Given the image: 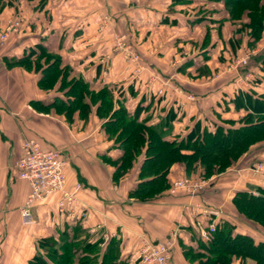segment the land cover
<instances>
[{
	"label": "crops",
	"instance_id": "obj_1",
	"mask_svg": "<svg viewBox=\"0 0 264 264\" xmlns=\"http://www.w3.org/2000/svg\"><path fill=\"white\" fill-rule=\"evenodd\" d=\"M45 4L43 14L47 17L41 21V13L34 14L28 38L11 44L15 46L12 51L0 49V264H27L38 252V237L56 234L58 227H64V221L74 219L80 220L95 236L108 232L110 237H104L103 247L115 241L120 258L134 261L143 237L159 241L177 231L172 263L191 264L182 246L195 245L193 240L199 237L196 220L205 223L207 216L199 211L195 213L194 203L188 202L202 200L213 205L222 204L221 218L236 226V232L263 239L264 228L240 215L229 193L224 198L228 184L233 181V175L228 176V172L217 176L219 184L211 183L198 195L183 190L175 194L165 192L147 203L131 196L130 192L137 186L136 168L124 173L118 181L113 179L115 166L109 159L119 157L120 149L106 136L102 122L93 114L89 117V126L81 129L78 110H75L76 123H73L78 125L70 126L61 113H57L55 105H50L57 99L66 109L71 101L67 88L43 89L38 85L39 74L18 65L9 67L6 61L18 59L28 50L43 45L60 54L64 64L71 66L69 78H83L92 88L103 84L120 86V91L114 93L115 105L123 98L133 109L141 100L158 114L171 107L180 112L179 97L187 92L181 95L176 88L186 86L183 76L193 75L196 83L187 91L194 98L180 106L184 112L183 121L186 124L189 119L192 123L204 116L214 118L215 112L225 109L227 101L236 94L245 95L252 87L262 91L264 82L254 86L253 80H249L239 85L235 80L237 75L232 78L234 73H225L215 83L203 81L213 69L222 71L229 55L224 41L204 48L205 53L199 49L195 52L204 37L209 15L198 21L193 18L198 11L202 14L213 8V0H47ZM104 17H108L110 24L100 30ZM40 23L44 26L42 29ZM36 29L39 30L37 34ZM231 29L227 27L228 32ZM120 35L125 36L124 46L130 44L132 52L140 53L142 60H133L132 53L116 43ZM185 51L178 70L170 68L172 57ZM249 71L255 72L254 78L257 73L254 65L240 69L242 76ZM228 104L223 117H238L243 112V108L239 110L231 102ZM177 120L176 130L182 126V120ZM26 137L37 138L45 147L62 149L67 159V186L72 187L78 181L82 190L74 214L70 211L67 216L60 214L59 195H52L38 203V223L21 233L19 207L29 192V183L18 177L15 163L22 155ZM179 176L184 177V167L175 165L171 178ZM243 178L238 181V189H247L248 179L253 180ZM235 264L241 263L236 261ZM246 264L255 262L247 259Z\"/></svg>",
	"mask_w": 264,
	"mask_h": 264
},
{
	"label": "trees",
	"instance_id": "obj_2",
	"mask_svg": "<svg viewBox=\"0 0 264 264\" xmlns=\"http://www.w3.org/2000/svg\"><path fill=\"white\" fill-rule=\"evenodd\" d=\"M213 2V8L202 14L198 11L193 18L198 21L209 15L204 37L195 52L224 41L230 59L233 54L264 41V0ZM227 27L232 29L228 32ZM222 54L225 55L224 52ZM6 61L8 65H22L28 69H31V63H35V68L42 70L38 84L43 89L55 85L67 88L66 93L71 98L67 106L64 104L68 117L71 118L78 110L79 119L87 121L94 114L102 122L104 133L114 141L113 146L118 145L120 149L119 157L109 159L115 166L113 179L118 181L124 173L136 168L137 186L130 195L142 202H150L165 192L171 194V174L175 165L184 167V177L202 179L221 175L235 166L239 168L256 161L264 162V159L260 160L264 156V89L259 91L252 87L245 95L238 93L227 101L225 109L215 113L214 118H197L183 129L176 130L178 111L174 107L166 109L156 119L155 112L141 100L133 109L123 98L117 100L116 106L114 93L120 91V86L103 84L92 88L83 78H69L71 66L64 64L60 54L43 45L28 50L18 59L14 57ZM250 65L257 69L253 78V85L257 86L264 82V51L252 58ZM230 102L239 110L243 108L238 117L222 116ZM50 105L63 108L57 99ZM181 115L184 116L183 110ZM246 186L247 189L231 191L230 201L240 215L264 228V197L255 196L248 190L257 188L264 193V182L248 179ZM201 202L212 205L204 200ZM205 216L207 224L213 217ZM235 228L228 220H217L210 242L202 239L197 228L199 237L193 240L195 245L182 246L184 256L192 264H234L236 261L246 264L247 259H252L255 264H264V238L257 240L248 233L236 232ZM104 236L90 233L78 219L64 221V227H58L56 234L40 238L39 244L44 251L33 254L27 264L139 263L130 258H120L115 241L103 247Z\"/></svg>",
	"mask_w": 264,
	"mask_h": 264
},
{
	"label": "built area",
	"instance_id": "obj_3",
	"mask_svg": "<svg viewBox=\"0 0 264 264\" xmlns=\"http://www.w3.org/2000/svg\"><path fill=\"white\" fill-rule=\"evenodd\" d=\"M13 23L15 24V22ZM4 37L2 35L1 39H4ZM255 52L256 49L246 51V54L236 60L237 66L248 65L251 53ZM252 76L253 74L245 76L238 74L236 82L241 85L243 81H249ZM188 95L189 100L194 98L193 95ZM62 154V149L45 147L34 137H28L23 141L22 155L15 163V167L19 170L18 177L27 180L29 183V192L19 207L21 233H25V230L31 229L32 226L38 223L37 205L52 195H59L57 206L60 213L65 214L70 211L74 214L75 207L80 199L82 184L77 181L72 187L67 186V159ZM251 170L260 177L261 183L264 182V163L258 162L254 164ZM205 182L207 181L201 178L200 180L184 178L175 183V187L171 192H176L180 188L195 192L198 187H203L206 184ZM250 192L255 196L264 197V193L257 188L251 189ZM193 210L195 213L200 211L203 215L213 214L216 217L207 224L200 220L196 222L202 239L210 242L216 230L217 217L221 215L222 211H213L208 205L204 206L201 203L193 204ZM85 215L86 213H84V217ZM103 235H105L106 239L110 237L108 232H103ZM176 236L177 231H174L171 235L158 242L148 237H143L135 260L140 264H172L171 249L175 247Z\"/></svg>",
	"mask_w": 264,
	"mask_h": 264
},
{
	"label": "rangeland",
	"instance_id": "obj_4",
	"mask_svg": "<svg viewBox=\"0 0 264 264\" xmlns=\"http://www.w3.org/2000/svg\"><path fill=\"white\" fill-rule=\"evenodd\" d=\"M45 3H47V0H0V49L2 47H4V50H9V51L11 50L12 51V49L15 46H10L11 44L25 41V39L28 38L27 35H28L29 31H30L29 27H30V24H31V21H32L31 18L34 16V14L36 15V13L37 14L41 13V16L39 18V19H41V21H43V18L47 17L46 15L43 14L44 8H45V5H46ZM188 8L189 9H193L192 7L190 8L189 6H188ZM12 22H15V24L13 23L14 26H13ZM40 24L42 25V26H40V28L42 29L44 26H43L42 23H40ZM109 24H110V20L108 19V17H104V19L101 22L100 27H99L100 30L105 29L106 27H109L108 26ZM32 27L34 28V26H32ZM33 28L31 29L32 31H33ZM35 31H36L35 32L36 34L39 32V30H37V29ZM30 34H31V32H30ZM2 35L5 36L4 39H1ZM41 38H43V37H41ZM116 41H117L116 43H118V45H120L121 47H125L127 49V51L132 53V55H130V56L133 58V60H137V61L142 60V56L140 55V53L132 52V46L130 44H127V45L124 46V44L126 43L124 35L123 36L122 35L117 36ZM5 47H8V48L5 49ZM255 49H256V52L255 53H251V55H250L251 57L249 59L248 65L251 63L252 58L256 57L258 50H260L261 52L264 51V41L261 44H259V45L257 44L254 47H251V48H248V49H244V51L238 52L237 54H233L232 58H230V59H228L229 55H227L228 57L225 56V57H227V58H225V60L226 59H228V60H227L226 64L224 63L225 65H224V68L222 69V71H219V69H213V72L211 73V75L210 76H206L205 80H203V81L205 83H215L218 79L223 77V75H225V73H230V74L234 73V75H232V78L234 76H236V75L238 76V74H241L240 69L242 67H246L247 68L248 65L243 66L244 64H242L241 66L238 67L237 66L238 64L236 63V60L239 57H241L244 54H246V51H252V50H255ZM185 53H186V51L182 52L181 55H178L179 57L178 56L177 57H172L173 60L171 59L172 64H171L170 68H173V69L176 70V68L179 65V62L180 61L181 62L184 61V57L186 56ZM34 64L35 63H31V69H28V68H25V67H24V69H26L27 71H31V72L33 71V72L41 75V71L42 70L41 69L37 70L35 68ZM8 66L11 67V66H15V65H8ZM18 66H22V65H18ZM247 73H245V75L255 74L254 71H251V72L249 71ZM178 74H180V73H178ZM183 78L185 79L184 81L186 82V86L183 85V86H180V87L176 88V92L181 94V95L185 94L184 91L187 92V94L184 96L185 99H184L183 96L179 97L180 101L178 100V103H179V105L181 107H182L183 104H186V102L189 100V98H188L189 95L188 94H190V92H188L187 89L189 88V90H190V86H193L196 83V81H195L196 77L193 76V75L183 76ZM252 78L253 77H251L250 80H253ZM235 80H236V77H235ZM53 87H56L58 89L61 88L59 85H55ZM159 92L161 94L162 90H160ZM56 109L58 111L57 113H61L60 115H62L64 117V119L67 122H69L70 126H72V127H73V125L76 126V125L79 124V128L84 129V128H87L89 126V124H90L91 120L90 121L89 120L85 121V120H83L81 118L79 119V123L75 124L76 122L74 121V118H73L74 115L71 116V118H70V117H68V114L66 113L65 109H63V108H60V109L56 108ZM180 111L182 112V108H180ZM181 112H179L180 114L178 113L177 119H180V121L182 120L180 123H182L181 129H183V127L185 125H187L188 123L190 124L191 121L189 119V121L187 120L188 123L185 124L184 121H183V117L184 116L181 115ZM155 115L157 117L158 115H160V113L159 114L155 113ZM214 116H216V115H214ZM156 119H158V117ZM81 121H83V123H80ZM73 122H75V123H73ZM177 124H179V123L177 122ZM26 138H28V137H26ZM26 138H24V140ZM259 158L260 157H258V159ZM262 159H264V158L261 157L260 160H262ZM258 162L259 161H256L253 164L248 165V166L244 165L243 167L239 168V170H235L236 166L228 170V173L230 174L228 176L231 177V175H233V181H231V183H232L231 185L228 184L227 188L229 190H228V192H225V196H224L225 199H226V197H227L226 195L228 193L230 195V191H231L232 188H234L233 185L235 183L237 184V186L235 188L238 189L237 187L240 186V183L238 182L240 177L241 178L244 177L243 179H246L247 177L248 178L250 177V178H253V180H255V178H256V181L261 183L260 177L258 175H255V173L251 170V167L254 164L258 163ZM262 163H264V162H262ZM225 173H227V172H225ZM217 176L218 175H212L210 178H202V180H206L207 182H205L206 184L203 187H201V188L198 187L197 190H195V192L189 191L186 188H180L176 192H171V194H175L178 191L183 190V191H185L186 193H188L190 195H195V194L200 193L201 191L205 190L208 186H210V182L213 183V180L216 181ZM184 178H187V177L179 176V177H175L174 179H172V187H171L170 190L174 189L175 183L177 181L183 180ZM194 180H200V179L194 178ZM217 184H219V183H217ZM235 188H234V190H235ZM192 203H194V204L195 203H201L202 204V202H188V204H192ZM202 205H204V204H202ZM204 206H206V205H204ZM209 208H211V210H213V211H217L218 210V211H222L223 212L222 204H220V205H216V204L213 205L212 204V205H209ZM60 214H62V213H60ZM67 214L68 213H65V214H63V216H67ZM200 214L203 215L202 213H200ZM194 215H196V214H194ZM209 216L213 217L212 219L216 218L213 214L209 215ZM221 217H222L221 215L219 217H217V220L221 219ZM196 222H197V220H196ZM173 232L174 231H172V233ZM172 233H170L169 235H171ZM168 236H166V237H168ZM41 237H43V236H41ZM41 237H38V242H37V247L39 248V249L37 248L38 252H43L44 251V249L39 244V240H40ZM164 238H162V239H164ZM162 239H160V240H162ZM155 242H158V241H155ZM174 246H175V244H174ZM172 257H173V249H171V262H172V259H173ZM190 263L192 264V262H190Z\"/></svg>",
	"mask_w": 264,
	"mask_h": 264
}]
</instances>
